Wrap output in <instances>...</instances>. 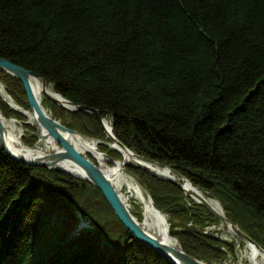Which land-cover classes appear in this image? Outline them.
Segmentation results:
<instances>
[{
  "label": "trees",
  "instance_id": "1",
  "mask_svg": "<svg viewBox=\"0 0 264 264\" xmlns=\"http://www.w3.org/2000/svg\"><path fill=\"white\" fill-rule=\"evenodd\" d=\"M0 57L109 118L121 144L217 201L264 249V0H0ZM0 83L29 110L17 78L0 71ZM45 102L62 125L120 159L91 114ZM0 111L20 122L25 146L37 142L36 129L1 97ZM126 168L183 252L207 264L233 255L232 244L198 230L217 223L204 207L172 183ZM84 217L96 227L69 237ZM45 237L49 245L39 248ZM82 237V248L62 256ZM100 237L115 246L105 261ZM0 264L171 263L138 244L90 183L14 162L0 147Z\"/></svg>",
  "mask_w": 264,
  "mask_h": 264
},
{
  "label": "water",
  "instance_id": "2",
  "mask_svg": "<svg viewBox=\"0 0 264 264\" xmlns=\"http://www.w3.org/2000/svg\"><path fill=\"white\" fill-rule=\"evenodd\" d=\"M0 71H3L7 74H10V75L16 77L21 82V84L24 88V92L26 94L28 106L32 110V112L35 116V120L37 122L36 124L38 126L39 125L42 126L45 129V131L47 132V134L52 138V140L55 141L58 144V146L61 147V149L57 150L56 152H54L53 154H50L49 156H47L45 158H44V156H43V158L41 157V158H37V159H33V160H27V159L21 158V157L17 156L16 154L11 153L8 150L6 143H5V139H4V130H3L2 124L0 122V147H1V150L6 154V156L8 158L13 160L14 162H17V163H20V164H23V165L29 166V167L41 166V167H45L48 169H54V170H57L58 172L67 173L76 179L90 183L92 186H94L97 190H99L103 194L104 198L106 199L107 203L109 204L110 208L112 209V211L114 212V214L116 215V217L118 218L120 223L126 228V230L130 233V235L132 237H134L135 241L138 244H140L141 246H144V247L150 249L151 251L155 252L156 254L164 257L171 264H207V263L199 261V260L189 256L185 252H183L180 245H178V248H170L168 246L161 244L160 242H158L154 238L148 236L146 233H144L142 231V229L136 223L135 219L132 217V215L129 213L127 208L124 206L123 202L120 199L119 194L116 192V189L112 186V183L109 180V178H107L103 174L102 170L96 164H94L88 158H85L84 156L80 155L76 150H74L62 134L63 133L75 134V135H78V136L83 137L85 139L94 141L97 144L100 143V141L93 140L90 138H86V137L82 136L81 134H79L78 132H76L75 130H71L69 128H66L65 126L61 125L59 122L55 121L54 119H52L51 117L46 115L45 112L39 108L38 104L36 103V100L34 99L33 92H32L30 85H29V79H30V77L36 78V79L40 80V82L42 84L51 86L54 93L60 98L61 101H63V104H60L59 100L52 97L48 93H43V96L46 99H48L49 101L53 102L54 104L61 105L64 109L72 111V112L77 111V112L89 113L104 128L103 122H102L103 120L100 117V115L96 109L89 108V107L82 105V104H76V103H73V102L65 99L64 97H62L58 93L56 86L54 84H52L49 80H47L46 78L41 77L39 75H36V74H34V73L16 65V64H13V63L7 61L6 59H4L2 57H0ZM16 107H17V109H14V110L18 111L20 114H22L24 116L23 109L18 107L17 105H16ZM0 116H3V115H0ZM104 130H106V129L104 128ZM111 130H112L111 127H109L106 130L108 140L116 143L120 148L128 151L129 153H131L134 156V159L137 162L131 163L132 165L136 166L137 168H139L141 170H145V171L151 173L155 177H158L160 179H164V180L172 183L173 185L177 186L181 190L185 191V189H184L183 185L180 183V181L185 180L190 184V182L188 180L184 179L181 175L177 174L176 172L171 170L169 167L162 166L156 162L149 161L143 157H140V156L134 154L132 151H130L128 148H126L123 144H121L114 137ZM38 137H39V133H38ZM98 152L105 157V159L108 161L109 164H111V165L115 164L116 161L114 159L108 157L105 153H102L100 150ZM63 161H69V162L73 163L74 165H76L85 174V178L76 176V175L72 174L71 172L60 168L58 165L60 162H63ZM140 163H145V164L154 165V166H157L160 168H165L172 175L169 177L158 176L155 173L145 169L143 166H141ZM123 173L128 175L131 179H133V181L143 190L145 195L151 200L150 195L148 194L145 186L143 185L141 180L138 178V176H136L134 173L130 172L126 168L125 165L123 166ZM175 177H177L178 179H181V180H177ZM187 194L190 195L189 193H187ZM196 197H197V201H198L197 204L204 207L215 218V220L217 222L221 223L225 228H230L233 235H235L236 237H238L239 239H241L245 243H248L249 245L254 246L257 250L264 253V249H262L252 239H250L246 234H244L235 224H233L230 220H228L225 217V215L222 212L221 206H220L221 212H217L212 206H210V204L206 200H204L198 196H196ZM192 199L194 200V198H192ZM151 204H152L153 208L159 212V210L154 205L152 200H151ZM169 222L170 221L166 218V223L169 224ZM174 240L176 241V239H174Z\"/></svg>",
  "mask_w": 264,
  "mask_h": 264
},
{
  "label": "bare ground",
  "instance_id": "3",
  "mask_svg": "<svg viewBox=\"0 0 264 264\" xmlns=\"http://www.w3.org/2000/svg\"><path fill=\"white\" fill-rule=\"evenodd\" d=\"M29 85L33 92L34 99L36 100V103L38 104L39 108L43 110L46 115H48L49 117H51L52 119H54L55 121L61 124L60 120H58L57 118H53L52 113L45 102V100L47 101L49 100L43 96V93H48L52 97L59 100L60 104H63V101H61L60 98L54 93L51 86L44 85L40 82V80L32 77H30L29 79ZM0 97L4 99L5 102L8 103L13 109H17L16 107L17 104L2 88H0ZM55 105L63 108L61 105L58 104ZM23 111H24V116L26 117L28 123L33 124L37 128V142L32 147L25 146L21 142L23 129L21 126H19L18 122L13 118L6 119L3 116H0V122L4 130V139L8 150L11 153L16 154L21 158L27 160H33L41 157L43 158V156L45 158L50 154H53L57 150L61 149V147L58 146V144L55 141H53L52 138L47 134L45 129L42 126L40 125L38 126L36 124L37 122L35 120V116L32 110L29 108V110L23 109ZM0 115L2 114L0 113ZM102 120H103L102 121L103 126L106 130L109 127H111L110 126L111 121L109 118H102ZM101 128L103 129L107 138L106 130H104L102 126ZM38 133H39V137H38ZM62 135L64 136V138H66V140L74 150H76L80 155L84 156L85 158H88L91 162L96 164L102 170L103 174L107 178H109V180L112 183V186L116 189V192L119 194L120 199L123 202L124 206L127 208L129 213L132 215V217L135 219L136 223L144 233H146L148 236L154 238L155 240H157L158 242H160L165 246H168L170 248H178L179 245L178 242H176L169 234V230H168L169 224L166 223V216L162 214L160 211L159 212L156 211L151 204V200L145 195L143 190L133 181V179H131L128 175L123 173L124 165L125 166L129 164L132 165L131 163L137 162L131 153L120 148L116 143L109 141L107 138V142L106 143L104 142V144H107V146L117 151L118 154L120 155V159L115 160L116 161L115 164L111 165L108 163L105 157L98 152L99 150L97 145L102 142L97 144L94 141L70 133H63ZM140 164L145 169L155 173L158 176L169 177L172 175L165 168H160L145 163H140ZM58 166L62 169L71 172L76 176L85 178V174L76 165H74L69 161L60 162ZM175 178L177 180H181L178 179L177 177ZM180 183L183 185L185 191L190 194L188 195L183 190L186 196L191 199L194 198V200L192 199L194 203L197 204L198 201L196 196H198L206 200L210 204V206H212L217 212H221L222 208L220 209V205L216 201L207 198L202 192L197 190L194 186L190 185L187 181L181 180ZM134 204L137 206V209L140 213L139 217H137L131 211V209H133L134 207ZM218 224L219 226H221V229H224L227 235L230 236L232 241L238 243L239 246H244L246 252L248 253L247 257L250 264H264L263 252L257 250L254 246L245 243L244 241L233 235L230 228H225L219 222ZM221 264H225V263H221Z\"/></svg>",
  "mask_w": 264,
  "mask_h": 264
},
{
  "label": "rangeland",
  "instance_id": "4",
  "mask_svg": "<svg viewBox=\"0 0 264 264\" xmlns=\"http://www.w3.org/2000/svg\"><path fill=\"white\" fill-rule=\"evenodd\" d=\"M0 88H2L3 90H4V86H3V84L2 83H0ZM5 91V90H4ZM26 95V94H25ZM27 99V98H26ZM4 101V100H3ZM26 123H28V121H27V119H26ZM18 124H19V126H21V124H20V122H18ZM29 124V123H28ZM29 125H31V126H33L34 128H36L33 124H29ZM21 128V127H20ZM23 129V128H22ZM36 131H37V129H36ZM23 133H22V136L24 135V130L22 131ZM109 147V146H108ZM110 148V147H109ZM185 206L186 207H191L190 206V204L188 203V202H186V204H185ZM131 211H132V213H134L136 216H138L139 217V215H140V213H139V211H138V209H137V206L134 204V207H133V209H131ZM85 220H87L85 217H84V224L83 223H80V226H79V228H81L82 230H84L85 231V229H88V228H91V227H96V222L94 221V220H91V222L90 223H88L87 221H85ZM56 221V217L55 218H53V220H52V222L54 223ZM217 224H218V222H217ZM188 226H190V227H194V225H193V223L192 222H190L189 224H188ZM58 227V232H61L62 231V229H63V227H62V222L60 221V224L57 226ZM197 228V227H196ZM203 228V227H202ZM201 227L200 228H198V230L202 233V234H204L203 232H202V229ZM80 229V230H81ZM83 231V232H84ZM44 232H45V230H44ZM43 232V233H44ZM77 230L75 231H72V234L71 235H69V237H74V236H76L77 235ZM220 234H222V235H220ZM204 235H208V234H204ZM209 236H211V237H213L214 238V236L213 235H209ZM219 236L220 237H227L226 239H227V241L226 242H224V241H221V242H223V243H230V244H232V246H233V250H234V253H233V255H230V254H228L227 255V258H226V260L223 262V263H225V264H250V262L248 261V253L246 252V249L244 248V246H239V244L238 243H235L234 241H232V239L230 238V236H228L227 235V233L225 232V230L223 229V230H221L220 231V233H219ZM39 240V242H38V247L39 248H43V246H47V245H49V240H50V238L49 237H45L44 239H38ZM67 240H68V238H67ZM84 241H85V238L84 237H82L81 238V240H74L73 242H71L70 244H68L67 245V248L66 249H63L62 251V256H67V255H71L76 249H78V248H82L85 244H84ZM107 241V239L105 238V237H100L99 239H97L96 240V245L98 246V245H104V261L107 259V257L109 256V254L112 252V250L115 248V246L114 245H112L111 243H108V242H106ZM223 248H224V250H223ZM57 250V249H56ZM221 251H223L224 253L225 252H227V250H226V247H224V246H222L221 247ZM40 253L41 252H44L43 251V249H41L40 251H39ZM50 250L48 251V253L47 254H50ZM222 262V261H221ZM221 262H219V263H221Z\"/></svg>",
  "mask_w": 264,
  "mask_h": 264
},
{
  "label": "built area",
  "instance_id": "5",
  "mask_svg": "<svg viewBox=\"0 0 264 264\" xmlns=\"http://www.w3.org/2000/svg\"><path fill=\"white\" fill-rule=\"evenodd\" d=\"M202 229H203L202 232L204 234L213 235L214 238H217V239L224 241V242L227 241V239H226L227 237H223V236L220 237L219 236L220 231L223 229H221V226H219V224H217V223L207 224ZM220 235H222V234H220ZM223 250H224V248H223Z\"/></svg>",
  "mask_w": 264,
  "mask_h": 264
}]
</instances>
